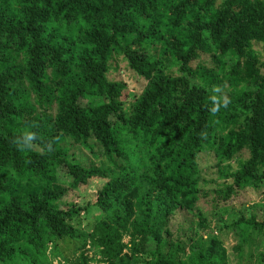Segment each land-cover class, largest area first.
<instances>
[{
	"label": "trees",
	"instance_id": "trees-1",
	"mask_svg": "<svg viewBox=\"0 0 264 264\" xmlns=\"http://www.w3.org/2000/svg\"><path fill=\"white\" fill-rule=\"evenodd\" d=\"M259 45L264 0H0V264H52L92 211L74 264H264L256 214L189 238L191 256L169 231L178 209L207 224L202 154L222 201L264 185ZM120 58L146 82L139 95L110 79ZM94 182L91 208L62 206Z\"/></svg>",
	"mask_w": 264,
	"mask_h": 264
},
{
	"label": "rangeland",
	"instance_id": "rangeland-1",
	"mask_svg": "<svg viewBox=\"0 0 264 264\" xmlns=\"http://www.w3.org/2000/svg\"><path fill=\"white\" fill-rule=\"evenodd\" d=\"M260 53V59L264 62V45H259L255 48ZM235 57L232 54L224 58V62L228 67L235 63ZM199 62L193 63L192 66L196 67ZM112 80L123 81L127 85L130 95H139L146 86V82L136 77L131 72L127 64L120 58L113 62V67L109 73ZM225 98L232 97L228 92L224 93ZM78 151H76V154ZM91 157L88 153L84 154ZM248 157V153H243L239 158L232 162V168L237 169L241 160ZM215 157L211 153L201 155L200 165L202 175L208 182L202 187L201 199L198 203V208L202 212L207 224L204 228L199 227V217L195 213L186 210L178 209L171 217L169 222V231L171 233L172 243H181L187 246V254L191 256L194 253L193 247L189 242V238L197 239V235L203 236L207 239L211 235L219 234V230L226 224L238 220L240 217H250L256 214L259 218H264V185L259 188H249L239 191L227 201H222L215 194V189L219 182V167L216 164ZM220 183V182H219ZM102 182L91 183L90 187L86 190H71L67 188L64 199L61 204L64 207L88 206L92 207L97 192L101 189ZM96 211L90 214H82L78 218L70 221L69 223L74 226L80 235L78 239H64L58 242L57 257H53V250L50 247L48 254L52 260V264H74L79 257L78 250L86 241L87 235L91 232L94 217L97 216ZM232 238V237H231ZM229 238L225 247L231 252V247L235 243L234 240ZM125 243L129 242V238L124 240ZM87 255L91 258L99 260V256H95L94 252L86 248ZM264 253V245L261 246L260 251ZM258 254V253H257ZM64 258L68 261H64ZM258 255L250 264H258ZM91 264H99L93 261Z\"/></svg>",
	"mask_w": 264,
	"mask_h": 264
},
{
	"label": "clouds",
	"instance_id": "clouds-1",
	"mask_svg": "<svg viewBox=\"0 0 264 264\" xmlns=\"http://www.w3.org/2000/svg\"><path fill=\"white\" fill-rule=\"evenodd\" d=\"M34 139H35V136L33 134H27L24 140L22 141L23 146L28 147L29 141H32Z\"/></svg>",
	"mask_w": 264,
	"mask_h": 264
}]
</instances>
